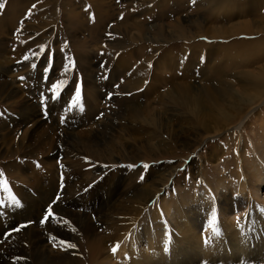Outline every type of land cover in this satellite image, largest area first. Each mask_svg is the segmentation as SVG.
Masks as SVG:
<instances>
[{
    "label": "rangeland",
    "instance_id": "rangeland-1",
    "mask_svg": "<svg viewBox=\"0 0 264 264\" xmlns=\"http://www.w3.org/2000/svg\"><path fill=\"white\" fill-rule=\"evenodd\" d=\"M205 1L207 2L205 3ZM0 3L5 5L4 8L0 9V43L4 45L2 46L0 56L2 55L3 58L5 56L6 59H11L12 62L14 61V64L8 69V75H5V77L6 79L11 80V82L15 81V86L18 91V95L14 99L10 101H0V125L8 126L11 136L14 138L13 141H19L22 139V136L25 134L26 128L28 127L25 123H22V126L18 125V123H9L10 116L14 117V119H18L19 115L17 114H19L20 110H23L25 105L28 104H33L35 107H38L42 112L43 118H49V109H51L53 113H58L59 117H55L50 125H54V122L56 121L55 119L58 118L57 121L61 124L59 127L71 123L70 126L76 133H78V131L81 132L87 130L86 128L93 131V134L96 133L98 130V125H96V123L102 120L100 114L105 115L106 118L114 115V96H128L125 95L127 93L126 90H124L125 85H127V78L129 79L131 74L133 75L136 72L137 75L142 74L138 71H143L141 65L143 68H147V66L144 65V61L150 59L151 56H153V59L155 54L161 55L163 60L167 58L165 57V52H172V57L181 56V58H184L185 55L181 53L180 46L188 48L194 47V50L196 46L202 44L205 48H208V51L204 49L196 51L195 53H189V59H192L191 63H194V65H191V68H193L192 74L195 75L193 83H197V85L205 88L210 86L209 81H228L231 85L234 82L233 85L238 88L237 91H240L243 99H247L249 94L255 95L259 92L258 90H261L257 78L260 73L255 69H264V0H0ZM105 3L106 5H104ZM216 3L218 5H216ZM102 13L105 14L102 15ZM97 15L99 16L97 17ZM193 22L194 24H192ZM12 24L15 26L13 32L8 31L6 35L3 36L1 33L2 30L7 31V28H10ZM200 24L203 26V32L205 33L199 32L202 30L198 29ZM182 25L187 29L186 39H180L176 36V31L178 30L177 26ZM236 27L250 29L254 35L246 36L241 34V32V35L239 34L240 36L229 37V32L238 30ZM10 30L12 31V29ZM43 33L46 35L44 37L46 40L48 37L52 36L51 43H53L52 48L55 47L54 49L56 50L55 56L51 59V62L44 58L43 60H38L34 64L35 57L38 55H42L43 57L46 55V52L39 54L38 49L33 48L31 53L27 55L24 52L23 47L28 44L31 40L30 38L37 37L39 34ZM199 33L203 35L207 34V36H198ZM123 34L126 36L123 37ZM99 35L102 36L99 37ZM135 36H137V39L134 38ZM148 37L151 39L150 41ZM44 38L39 45H43L46 42ZM120 40L125 42H121V45H119ZM25 41L27 43H25ZM243 42H248L249 44L247 43L244 45ZM120 47H124V52L119 49ZM54 49L49 52L53 54ZM155 49L159 51L154 52ZM16 51L21 53V58L14 56ZM199 54L203 55L201 56ZM156 60L151 62L149 71L144 70V82H140L134 92L136 93L140 90L137 92L138 94H149L148 96L143 97V99L138 100V102L145 107L146 105L144 103H147L148 107H150L149 112L156 113L157 115V117L151 122L149 119V122L143 123V125L138 123L141 126L136 125V137L140 138L142 146H146V142H142L143 140H151V138L155 137L154 132L156 131V125L157 127H160L163 122L166 121L167 123L168 121L178 129L182 115H184V117L185 115H188H180L179 113L183 108L176 106L167 97L169 95L168 88L171 89L172 87L173 90L174 84L180 82L183 72L178 70H176V72L174 70H166V72H164L163 62L160 63ZM186 63L187 60L185 58V60H173L168 64L169 66H174L176 69L178 68L177 65L180 67H186ZM23 64H25V66ZM72 64L74 65L73 69L75 68L74 73L72 74V80L74 81H69V83L64 84L65 78H67L65 72L69 68V65ZM1 65L4 64H0V71L2 69ZM82 65L90 66V71L92 72H94V69L97 71L101 70L102 72H100V75H96L94 79H90L95 81L98 92L102 97H99L96 93L95 99H98L97 101L100 104V112L96 118L93 119L91 117L88 124L76 121V119H73V116H71V111L68 110L70 107L64 108V105H66L67 102H70V100L71 102L74 101L77 87H79L80 92L85 95L84 76L86 75L83 71L84 68L81 67ZM188 67H190L189 63ZM4 71L5 70L3 69L2 72ZM26 73H37V75L33 77L35 80L30 82L29 79H26ZM41 75H44L43 80H40ZM68 76H71V73H69ZM57 80L60 81L61 85L56 82ZM3 81L4 78L0 77V82ZM155 81L159 88H156V90L152 89L151 93L150 85H155ZM110 82L113 87L110 85ZM51 83L59 85V96L54 97L53 92L47 93L46 89V91L42 89L44 86L43 84L47 85ZM105 83L107 88H104ZM215 83L216 82H213L212 85ZM251 83L253 89H251ZM89 86L92 87L93 82L90 83ZM32 92H36V94L32 95ZM128 94L130 95L131 93L128 92ZM84 95H81L80 100V106L83 107V111L79 110L80 106H77L74 109V113L77 116L79 115L78 118L81 120L85 119L84 114L87 113L85 111L87 110V104H85L86 101ZM161 96L163 98H161ZM261 100H264V98ZM12 102H17L19 105H12ZM94 104L97 106L96 103ZM16 110L17 112H15ZM263 110L264 107L260 108L253 117H248L242 120V122L236 121L235 125L240 123L241 129L239 132L237 129L233 128L235 125H231L230 127H227L226 130H222L223 132L220 131L218 138L212 134L214 137L208 139V134L201 133V131L188 126V128L191 127L192 129H188V135L184 136L185 138L182 139L179 145H176V149L171 150V157L166 156L169 153L168 150L161 151L160 149H157L152 156L145 157L142 161H139L136 164H132L131 162L116 165L104 164L106 167L103 165L102 168L99 169L97 164H92L90 162L89 165L92 167H89L90 169H88L87 172L91 171L92 174L99 175L98 178L96 176L95 179H93L94 182L87 187L76 185L74 188L75 190H73L74 186L69 178L67 180L64 179L63 181V170H69V166L66 162L72 163V159L69 158L70 161H68V159L63 161L65 158L62 160L60 157L55 159V151L61 153L64 151L63 147L67 146L63 141H65V134L68 132L59 130L54 133L55 135H50L53 137V140L47 142L52 143L50 148L51 151H47V156H49L48 159H45L44 157V154L47 153H44V150H41L39 152L40 154L38 152L32 153V150L29 147L22 149L18 153V156H12L5 159L1 156L2 150L0 148V182L3 184V187H0V206H3L0 207V216H2L0 217V221L5 217L7 219L8 214L11 215V218L13 217L12 231L6 230L7 233L5 232L2 234L3 238L0 234V240L1 242H4L5 240H8L9 242L11 241L10 243L12 245L17 244L21 239H27L32 243L35 241H47L44 245L52 246L51 248L63 247L65 244H62L61 241H64L67 242V245L73 246L72 240L75 239L74 231L69 226L65 225L67 221L62 223V221L60 222V220H57L59 211H57L56 207L59 205L63 193H65L68 188H71V191L67 193V195L70 196L71 194L72 200L75 201V204L77 205V207L74 208L75 210H73L74 212H76V210L80 213L96 211L95 209H100L106 204L108 199L106 195H102V192L95 194V184H100L105 177L118 175L120 178L128 177L125 185L122 187V189H125L131 183V179L129 180V174L126 171L128 168H131V170L134 168V171L138 172L140 180L137 178L134 182L138 186H142L146 181L152 180L151 173L153 174L157 168L159 169L164 166V164L169 163L176 168L173 178L181 181L179 186L182 190L191 187L192 191L189 190V193L195 194L194 192H197L201 194V178H198L194 172L198 173L197 167L201 168V166H204V172L208 175L210 180H214L218 175L227 181L231 191H234L236 195H240V191L238 190V177H233L229 172L233 170V172L236 173L237 169L233 165L230 166V164H233L234 155L237 154L238 149L243 147L248 158L252 153L250 144L252 142L258 144L259 141L264 140V134L261 131V124L262 121H264ZM66 112L68 113L66 114ZM249 118L250 120H248ZM158 120H161L162 123L159 124ZM128 126L127 123L126 127ZM114 128V132L119 129L118 125H115ZM157 131L158 135L156 133V138L153 140L152 144L158 143L162 145H172L173 141L177 138L175 136L176 130L174 131V134H170L171 140L167 137L169 131H167L166 128L164 130L161 128V130L159 129ZM4 132L5 131L2 133ZM127 133L129 132L126 129V134ZM118 135L119 134L117 133L115 136L118 137ZM83 137H86L88 141L89 139H92L89 134L87 135V132L84 133ZM123 143L126 144L125 141H123ZM183 143L186 145L189 143L188 147L183 146ZM60 147L63 148V150ZM63 154L65 155V153ZM142 154L141 156H148L147 154H150V152L145 151V153ZM52 160H54L53 162L57 161L59 164V188L54 200L50 203L51 205L49 204L44 207L47 204L44 203L43 208L40 210L42 211V215L38 219L32 218L34 211L25 209L23 200H20L18 196L20 195L19 189L25 191L24 193L26 197L29 190L32 196L35 198L38 197L42 186L40 182L41 179L47 180L45 175L42 174L46 171L47 167L45 161L52 162ZM74 160H85L86 165L88 164L87 158L82 155H79V157ZM201 163H203V165ZM9 164H12L11 167ZM144 165H148V167L145 168ZM10 168L12 170V175ZM92 174L90 175V178L93 176ZM53 177L57 179V174L55 175V172L53 173ZM174 179H171L168 182L167 188L163 190L164 192L162 191L158 194L159 200L166 199L167 197L169 200L177 195L175 188L178 185L177 181H174ZM5 182L7 183V191L4 188ZM108 182L110 183L109 180ZM109 183L108 187H111ZM206 184L208 187V183ZM54 188L55 185H53L52 189ZM220 190L221 192L223 191L222 188H220ZM9 192L12 193L10 194ZM89 192H91V194L88 196ZM261 192L263 194H260L262 195V198H264V189H262ZM2 194L7 196L5 197ZM95 195H97V197H95ZM231 195H233L232 192H229L228 198ZM9 196L13 198V201L9 200ZM81 197H83V199H80ZM6 200L7 204H5ZM155 201L156 199L154 200V203ZM216 202L212 200L213 204ZM154 203L153 201L149 202L148 207L151 208ZM90 205L91 209L88 208ZM49 208L52 209L53 215L49 217L46 222L42 223L41 221L47 214ZM154 211L155 221H162L161 214H158L159 211L155 209ZM147 212L148 211H145L138 218V221L131 227V231H134L137 227L143 228V225H146V229H149L151 234L157 236L162 235L164 231L157 228L155 225L156 222L147 216ZM157 214L160 216L158 217ZM206 215L207 218L205 219L209 222L212 219V214L207 212ZM91 216L92 219L96 218L94 213H92ZM77 218L78 217L74 216L73 220ZM246 219H250V213ZM217 223H220V215L216 216V224ZM2 224L4 228L7 227L6 222ZM59 225L61 226L59 227ZM259 226L264 228L262 224ZM17 227H20L21 230L16 233L13 232ZM58 231L65 232L66 234H57ZM105 231V228L100 230L101 233ZM253 232L248 231L249 237L247 242L251 245L254 255L258 258L264 259V230L260 229V233L254 232V234H252ZM17 233H19L18 236ZM211 233L212 232L208 231V234ZM32 243L25 244L27 248H22V254H25V252L26 254H32L33 250L30 248ZM111 249L112 247L110 250ZM2 253L4 254V250H2V245H0V255H3ZM110 253L111 252H109V254ZM54 255H56V253H54ZM8 262L4 264H13L15 263V259H11ZM87 262L85 260L84 264H90V262ZM245 263L247 262H244V264ZM248 264H252V262H249ZM256 264H264V262Z\"/></svg>",
    "mask_w": 264,
    "mask_h": 264
},
{
    "label": "bare ground",
    "instance_id": "bare-ground-1",
    "mask_svg": "<svg viewBox=\"0 0 264 264\" xmlns=\"http://www.w3.org/2000/svg\"><path fill=\"white\" fill-rule=\"evenodd\" d=\"M206 2L207 1H205V3ZM104 5H106V3ZM216 5L218 4L216 3ZM103 14L105 13H102V15ZM98 16L99 15H97V17ZM192 24H194V22ZM14 28L15 26L14 24H12L10 28H7V31L2 30L1 33L4 36L8 31L13 32ZM177 28V38L186 39L187 29L183 25L177 26ZM10 29H12V31ZM198 29H202L199 32H203V26L201 24L199 25ZM236 29L238 30L229 32V37H237L241 34H244L246 36L254 35V33L250 31V29H247L245 27H236ZM200 34L201 33H199L198 36H207V34ZM45 36L46 35L43 33L39 34V36L37 37L30 38V41L27 39L29 42L25 47H23V50L27 55L31 53V50L33 48L38 49L39 54H43L44 52H46V55L43 57L42 55L36 56L34 64L38 60L40 61L44 58L51 62V59L55 56L56 50L54 49L55 47L52 48L53 43H51L52 36L48 37L47 40L44 38ZM101 36L102 35H99V37ZM125 36L126 35L123 34V37ZM136 37L137 36H135L134 38ZM43 38L46 40V42L43 45H39V43H42L41 41L43 40ZM148 39L149 41L151 40L149 37ZM91 41L93 42L92 39ZM121 42L124 43L125 41L120 40L119 45H121ZM25 43L27 42L25 41ZM247 43L243 42L244 45ZM2 46L4 45L0 43V52ZM193 48L180 46L181 53L185 55L184 58H181V56L172 57V52H165V57L167 58L164 60L159 54H155L153 59V56H151L150 59L145 60L144 65L147 66V68H143L141 65V69H143V71L138 70L142 74L138 73L139 75H137L136 72L133 75L131 74V77H129V79L126 77L128 80L126 82L127 85H123H125L124 90H126L127 93L125 95L128 96H114V115L106 118L105 115L100 114V117L102 116V120L96 123V125H98V130L94 134L93 131H90L88 128H86L87 130H83L81 132L78 131V133H76L70 126L71 123L64 124L62 127H59L61 124L58 123V118L55 119V126L50 125L55 117H59L58 113H53V111L49 109L50 116L47 119L43 118L42 112L38 109V107H35L33 104L25 105L26 108L24 107L23 110H20L19 114L16 113L17 115H19V118L14 119V117L10 116L9 122H12V124L18 123V125L25 123L27 125L28 128H26L25 134H23L22 139H20L19 141H13L14 138L11 136V132L9 131L10 129L8 128V126L0 125V148L2 150L1 156L5 159L12 156H18V153L22 149H26L28 147L31 148L32 153H39L41 150H44V153L47 151L50 152L52 143H47L53 140V137H51L50 135H55L54 133L59 130L68 132L67 134H65V141H63L64 144H67V146L63 147L64 151L61 153L55 151V159H58L59 157L62 160L63 158H65L63 161L67 159L68 161H70V159H72V163L66 162L69 166V170H63V181L64 179L67 180L69 178L74 186L73 190H75L74 188L76 187V185L87 187L94 182L93 179H95L97 175L92 174L91 171L87 172L88 169H90L89 167H92L89 165L90 162L92 164H97L99 169H101L104 164L116 165L128 162L136 164L139 161H142V159H144L145 157L152 156V154L155 153L157 149H160L161 151L168 150L169 153L166 156L171 157V150L176 149V145H179L182 139L185 138L184 136L188 135V129H192L191 127L195 128L198 131H201V133L203 132L204 134H208V139L214 137L212 136V134H214L215 137L218 138V136L220 135V131H224V129L226 130L227 127L235 125L236 121L242 122V120L248 117H253V115H255L256 112L260 110V108L264 107V100H261L262 98H264V69H255L260 73V75L258 74L257 78L259 80V86L261 87V90H258L259 92L255 95L249 94L247 99L242 98L240 91H237L238 88L233 85L234 82L231 85L228 81L214 80L209 81L210 83H208L210 86L204 88L197 85V83H193V78L195 77V75L192 74L193 68H191V65H194V63H191L192 59H189V53H195L196 51L204 49L208 51V48H205L202 44L196 46L194 50ZM46 49L48 50V52ZM52 49H54L53 54L49 52ZM119 49L123 51L124 47H120ZM158 51L157 49L154 50V52ZM199 55L202 56L203 54ZM14 56L21 58V53L19 51H16L14 53ZM185 58L187 60L186 67H180L177 65L178 68L175 69L174 66H169L168 64L173 60H185ZM153 60L159 61L160 63L163 62L164 72H166V70H174L175 72L176 70H178L183 72L182 77L180 78V82L178 81L179 83L174 84V86L172 85L173 90L172 87L171 89L168 88L169 95L167 97L176 106L183 108V110H181V112L179 113L180 115H188H185V117L184 115H182V117L180 118L178 129H176L175 125L171 124V122L168 121L167 123L166 121L163 122L160 127H157L156 125V131L154 132L155 137L151 138V140H143L142 142H146V146H142L140 138L136 137V125L141 126L143 125V123L149 122V119L151 122L154 118L157 117V115L156 113L149 112L150 107H148L147 103H144L146 105L145 107L138 102V100L143 99V97H146L149 94H138L137 92L140 90H138L136 93L134 92L136 91L140 82H144L143 72L144 70L149 71L151 62ZM188 63L190 64V67H188ZM0 64H4L1 65L2 69L0 71V77L4 78V81L0 82V101H10L17 97L18 91L15 86V81L11 82V80L6 79L5 75H8V69L12 66V64H14V61L12 62L11 59H6L5 56L3 58V56L1 55ZM23 65L25 66V64ZM174 65L176 66L175 63ZM73 66V64L69 65V68L66 70L65 73L67 78H65L64 84L69 83V81H74L72 80V74L74 73L75 69H73ZM81 67L84 68L83 71L86 75L84 76L85 95L84 93H81L82 96H85V104H87V110H85L87 113L84 114L85 119L81 120L80 118H78L79 115L77 116L74 113L75 108H71L70 111L73 119L88 124V122L91 120V117L93 119L96 118V116H98L100 112V104L97 101L98 99H95V95L97 93L99 97L102 96L98 92L95 81L90 79H94L96 75H100L101 70L97 71L96 69H94V72H92L90 71V66L88 65H82ZM3 69L5 70L4 72H2ZM37 73H26L25 77L31 82L35 80L33 79V77L36 76ZM69 73H71V76H68ZM43 79L44 75H41L40 80ZM91 81L93 82L92 87L89 86L90 83H92ZM56 82L61 85L59 80H57ZM213 82L216 83L212 85ZM54 84L56 83L47 85L43 84L44 86L42 87V89H46L47 93H51L53 92L52 85ZM111 84L112 83L110 82V85ZM250 85L252 87V83ZM104 86V88H107L106 83ZM111 86L113 87V85ZM150 88L152 93V89L156 90V88H159V86L155 81V85L151 84ZM251 89H253V87ZM128 92L131 94L129 95ZM34 94H36V92H32V95ZM161 98L163 97L161 96ZM72 103L73 101L71 102L70 100V102H67L66 105H64V108L70 107ZM94 103H96L97 106ZM13 104L18 103L12 102V105ZM15 112H17V110ZM67 113L68 112H66V114ZM248 120H250V118ZM127 123L129 125L128 127H126ZM138 123L141 125H139ZM158 123L161 124L162 121L158 120ZM115 125H118L119 128L116 132H114ZM188 126L191 127L188 128ZM161 128L163 130L166 128L167 131H169L167 137L170 140V134H174V131L176 130L175 136L177 138L173 141L172 145H162L158 143L152 144L153 140L156 138V133L158 132L157 130H161ZM233 128L237 129V131L239 132V130L241 129L240 123L235 125ZM126 129L129 132L127 134ZM3 131H5L6 133H2ZM261 131L264 134V121H262L261 124ZM86 132L87 135L89 134V136L92 137V139H89V141L86 137H83L84 133ZM117 133L119 134L118 137L115 136ZM123 141H125L126 144H124ZM182 145L188 147L189 143L187 145L183 143ZM250 145L252 153L248 158L245 153L246 151H244L242 147L238 149V152L236 150L237 154L234 155L235 157L233 160V164H230V166L233 165L237 169L236 173L233 172V170L229 172L233 177H238V190L240 191V195H236L234 191H231V188L227 184V181L219 177L218 175L216 176V178H214V180H210L208 175L204 172V166H201V168L197 167L198 173L194 172L195 175L198 176V178H201V194L197 192H194L195 194L189 193V190L192 191L191 187L182 190L179 186L181 181L173 178V175L176 172V168L169 163L164 164V166L160 167L159 169L157 168L153 174L151 173L152 180L146 181V183L142 186H138L134 182V180L136 181L137 178L138 180H140L138 172H135L134 168L132 170L131 168H128L126 171L129 174V180L131 179V183L129 182L130 184L126 188L124 187L125 189H122V187L125 185L128 177L120 178L118 175L105 177L100 184H95V194H98V192H102V195H106L108 199L106 204L98 210L95 209L96 211L90 212L88 210L90 213H80L76 210V212H74L73 210H75L74 208H76L77 205L75 204V201L72 200V195H67V193L71 191V188H68L66 192L63 193L59 205L56 207L57 211H59L57 220H60V222L62 221V223L64 221H67L65 225L69 226L74 231L73 233L75 239L72 240L74 247L65 244L60 248H51L52 246L50 247L44 245L47 241H35L34 243H32L27 239H21L17 244L12 245L10 243L11 241L9 242L8 240H3L4 242H1L0 240V245H2V250H4V254L2 253L3 255H0V264L7 263L11 259H15V263L13 264H84L85 260L86 262H90V264H244V262H247L245 264H248L249 262H252V264H256L264 262V259L258 258L254 255L251 245L247 242L249 237L248 231L260 233V229L264 230V228L259 226L260 224L264 226V198H262V195L260 194L262 193V189H264V140L259 141L258 144L252 142ZM63 148L61 149L63 150ZM145 151H149L150 154H147L148 156H141V154H144ZM48 152L46 154L42 153L44 154L45 159H48L49 157L47 156ZM63 153H65V155ZM79 155H82L83 157L85 156L87 158V165L85 160H74L79 157ZM53 161L54 160H52V162L45 161L47 163V167L46 171H44L42 174L45 175L47 180L41 179L40 182L42 186L38 197L35 198L34 196H32L30 190L26 197L24 193L25 191L23 189H19L20 195L18 196L20 200H23L25 209L34 211V213L32 214V218L38 219L42 215V211L40 210L43 208V204L47 203L44 207L48 206L54 200V197L59 188V164L57 163V161ZM201 164L203 165V163ZM11 165L12 164H9L10 167ZM10 171L12 175L11 168ZM54 172L55 175L57 174V179L53 177ZM91 174L93 176H91L90 178ZM171 179L177 181L178 186H176L175 188L177 195L169 200L168 197L166 199L159 200L158 194L167 188L168 182ZM108 180L110 181V183L108 182ZM108 183L111 187H108ZM206 183H208V187L210 189L207 187ZM53 185H55L54 189H52ZM0 187H3V184L1 182ZM220 188H222V192ZM91 192L88 193V196L91 194ZM229 192H232L233 195L228 198ZM9 193L11 194L12 192ZM2 195L5 197L7 196L5 194ZM11 196H9V198H12ZM95 197H97V195H95ZM80 199H83V197H81ZM155 199L156 201L154 203ZM212 200L214 202H217L213 204ZM152 201L154 204L151 208H149L148 203ZM5 202V204H7V200ZM91 205L88 208L91 209ZM154 209L159 211L158 214H161L162 221H155ZM145 211H148L147 216L149 218H152L153 221L156 222L155 225L157 226V228L164 231L162 235L157 236L151 234L149 232V229H146V225H143V228L137 227L134 231H131V227L138 221V218ZM207 212L210 214H213V212H215L216 216L220 215V223H217L215 225L219 230V236H214L213 233L208 234V231L212 232V230L209 227L208 220L205 219L207 218ZM92 213H94L96 217L94 218L95 220L92 219ZM249 213L250 219L247 220L246 217ZM10 216L11 215L8 214L7 219L4 216L5 218L0 221V224L2 225V227L0 225L1 236L6 232V230H11L13 227V217L11 218ZM74 216L78 218L73 220ZM159 216L160 215H158V217ZM5 222L7 227L4 228L2 223ZM61 225H59V227ZM104 228L106 229V231L101 233L100 230ZM254 232L252 234H254ZM18 234L19 233H17V236ZM57 234L62 235L66 233L58 231ZM206 240L208 241V243L205 242ZM26 243H32L30 247L33 250L32 254H26V252L25 254H22V248H27L25 246ZM111 247L112 249L110 250ZM114 248L116 249L115 252H113ZM109 252L111 253L109 254ZM54 253H56V255H54Z\"/></svg>",
    "mask_w": 264,
    "mask_h": 264
},
{
    "label": "snow or ice",
    "instance_id": "snow-or-ice-1",
    "mask_svg": "<svg viewBox=\"0 0 264 264\" xmlns=\"http://www.w3.org/2000/svg\"><path fill=\"white\" fill-rule=\"evenodd\" d=\"M4 6H5L4 4L0 3V9L4 8ZM21 79H23V78H21ZM52 91H53V96L54 97L59 96V85L58 84L52 85ZM80 100H81V92H80L79 87H77L76 94H75V99H74L72 105L70 106V109L69 110H71V108H75L77 106H80ZM79 110L80 111H83V107L80 106L79 107ZM144 167L147 168L148 165H144ZM4 188H5V190H7V183L6 182L4 183ZM52 215H53L52 209L49 208L47 210V214L44 216V218H43V220L41 222L42 223L46 222L48 220V218L51 217ZM215 225H216V215H215V212H213L212 219L209 221V227L211 228L212 233H213L214 236H219V234H220L219 233V230L216 228ZM20 230H21V228L20 227H17L13 231L19 232ZM205 242L208 243L207 240ZM61 243L62 244H66L67 242L61 241ZM69 246H71V245H69ZM72 247H74V246H72ZM115 251H116V249L114 248L113 249V252H115Z\"/></svg>",
    "mask_w": 264,
    "mask_h": 264
}]
</instances>
